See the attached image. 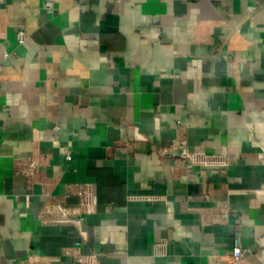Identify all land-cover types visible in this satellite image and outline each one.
Segmentation results:
<instances>
[{
  "label": "crops",
  "instance_id": "obj_1",
  "mask_svg": "<svg viewBox=\"0 0 264 264\" xmlns=\"http://www.w3.org/2000/svg\"><path fill=\"white\" fill-rule=\"evenodd\" d=\"M235 237L264 264V0H3L0 264H224Z\"/></svg>",
  "mask_w": 264,
  "mask_h": 264
},
{
  "label": "built area",
  "instance_id": "obj_2",
  "mask_svg": "<svg viewBox=\"0 0 264 264\" xmlns=\"http://www.w3.org/2000/svg\"><path fill=\"white\" fill-rule=\"evenodd\" d=\"M2 1L3 0H0V3ZM44 7L46 9H52L53 8V3L51 1H46L44 3ZM15 39H16L18 44L24 43L26 41V39H27L25 30L22 29V28L17 29L16 32H15ZM180 154L181 155H185V151L181 149ZM65 158L67 160H70V154L67 151L65 153ZM21 172L29 174L30 171L23 170ZM87 189L88 190L86 191V193L88 194V197H89L91 195L90 188H87ZM85 204H86L85 206H87V207L90 206V204L88 202V199L85 201ZM59 207H60V209H59L58 217L54 220L55 224H59V223H73V222H75L76 224H81L82 223L84 214H83V212L81 211L80 208H78L75 211H73L72 208H69V207H66V206H63V205L59 206ZM73 215H74V217H72ZM78 235L80 237V241H84L85 240V233L83 231L79 230L78 231ZM80 241L75 243L74 248L66 249L65 250V254L66 255H73L72 251H75L76 253H75L74 259H75V261L78 264H98L97 259H96V255H94V254H88V255L80 254V252L78 251V248L81 245ZM241 257H242V248H241V244H240V239L238 237H235L234 240H233V248H232L231 259L229 261L225 262L224 264H238L241 261ZM211 264H220V263L215 261V262H213Z\"/></svg>",
  "mask_w": 264,
  "mask_h": 264
}]
</instances>
